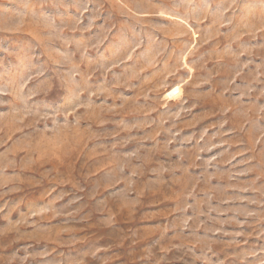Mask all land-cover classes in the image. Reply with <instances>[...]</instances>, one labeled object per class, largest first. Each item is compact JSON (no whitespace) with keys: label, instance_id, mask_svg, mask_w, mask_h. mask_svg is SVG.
<instances>
[{"label":"rangeland","instance_id":"1","mask_svg":"<svg viewBox=\"0 0 264 264\" xmlns=\"http://www.w3.org/2000/svg\"><path fill=\"white\" fill-rule=\"evenodd\" d=\"M0 264H264V0H0Z\"/></svg>","mask_w":264,"mask_h":264},{"label":"bare ground","instance_id":"2","mask_svg":"<svg viewBox=\"0 0 264 264\" xmlns=\"http://www.w3.org/2000/svg\"><path fill=\"white\" fill-rule=\"evenodd\" d=\"M180 94V88L179 86H175L174 88H172L168 93H167V96H170V97H176Z\"/></svg>","mask_w":264,"mask_h":264}]
</instances>
